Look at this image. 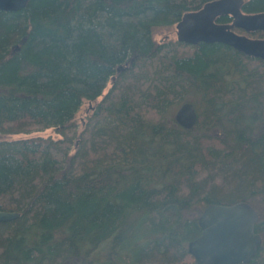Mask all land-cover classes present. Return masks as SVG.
Masks as SVG:
<instances>
[{
    "label": "trees",
    "instance_id": "1",
    "mask_svg": "<svg viewBox=\"0 0 264 264\" xmlns=\"http://www.w3.org/2000/svg\"><path fill=\"white\" fill-rule=\"evenodd\" d=\"M213 1L0 12V135L61 137L0 140V211L19 215L0 224V264H190L203 210L240 202L261 237L248 264H264V65L220 44L153 40ZM242 13H264V0ZM83 102L94 109L77 135ZM185 103L198 116L188 131L174 121Z\"/></svg>",
    "mask_w": 264,
    "mask_h": 264
},
{
    "label": "water",
    "instance_id": "2",
    "mask_svg": "<svg viewBox=\"0 0 264 264\" xmlns=\"http://www.w3.org/2000/svg\"><path fill=\"white\" fill-rule=\"evenodd\" d=\"M31 0H0V12L16 13L25 9ZM244 0H217L205 4L199 11L185 14L175 26L176 42L188 46L220 44L264 65V13H242ZM229 17L228 25L217 24ZM262 33V39L238 35ZM115 77L109 80L112 87ZM111 89V88H110ZM177 126L191 130L197 122L194 106L185 103L174 116ZM19 218L16 213L0 211V224ZM258 216L246 203L231 206L209 205L198 218L200 236L187 246L190 264H248L256 256L261 237L255 233Z\"/></svg>",
    "mask_w": 264,
    "mask_h": 264
},
{
    "label": "rangeland",
    "instance_id": "3",
    "mask_svg": "<svg viewBox=\"0 0 264 264\" xmlns=\"http://www.w3.org/2000/svg\"><path fill=\"white\" fill-rule=\"evenodd\" d=\"M238 35L245 36V37L250 38V39H256L255 36H252V38H251L245 34H238ZM153 40L156 43H168V42L174 43V42H176L175 26H173L171 28H167V29H158V30L154 31ZM115 81H114V83H115ZM110 88H111L110 83L108 82L104 93H107L110 90ZM93 109L94 108H93L92 103L89 104L87 102H83L82 106L80 107V109L76 113L75 118H74V122H75V126L77 127V135H80L81 132L83 131L84 126L86 125L88 118H90L92 116ZM197 119H198V116H197ZM35 138H42V139H46V140L50 139L52 141L61 140V137L53 129L44 130L41 132L31 131V132L26 133V134H8V135H2L1 134L0 135V140H2V141L5 140L8 142L30 140V139H35ZM77 141H78L77 139L74 140L73 148L71 151L76 149Z\"/></svg>",
    "mask_w": 264,
    "mask_h": 264
},
{
    "label": "bare ground",
    "instance_id": "4",
    "mask_svg": "<svg viewBox=\"0 0 264 264\" xmlns=\"http://www.w3.org/2000/svg\"><path fill=\"white\" fill-rule=\"evenodd\" d=\"M188 131V130H187Z\"/></svg>",
    "mask_w": 264,
    "mask_h": 264
}]
</instances>
